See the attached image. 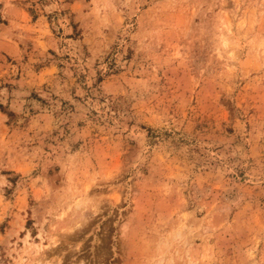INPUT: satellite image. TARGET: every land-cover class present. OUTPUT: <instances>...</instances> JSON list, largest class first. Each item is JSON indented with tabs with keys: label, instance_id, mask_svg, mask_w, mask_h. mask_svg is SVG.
I'll return each mask as SVG.
<instances>
[{
	"label": "rangeland",
	"instance_id": "1",
	"mask_svg": "<svg viewBox=\"0 0 264 264\" xmlns=\"http://www.w3.org/2000/svg\"><path fill=\"white\" fill-rule=\"evenodd\" d=\"M0 264H264V0H0Z\"/></svg>",
	"mask_w": 264,
	"mask_h": 264
}]
</instances>
